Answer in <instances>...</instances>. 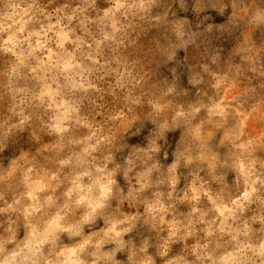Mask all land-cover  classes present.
Instances as JSON below:
<instances>
[{
    "label": "clouds",
    "instance_id": "1",
    "mask_svg": "<svg viewBox=\"0 0 264 264\" xmlns=\"http://www.w3.org/2000/svg\"><path fill=\"white\" fill-rule=\"evenodd\" d=\"M0 264H264V0H0Z\"/></svg>",
    "mask_w": 264,
    "mask_h": 264
}]
</instances>
